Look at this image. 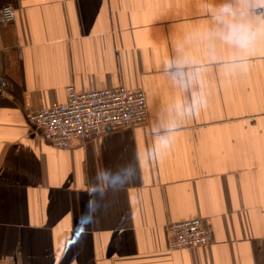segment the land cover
Listing matches in <instances>:
<instances>
[{
  "label": "crops",
  "instance_id": "obj_1",
  "mask_svg": "<svg viewBox=\"0 0 264 264\" xmlns=\"http://www.w3.org/2000/svg\"><path fill=\"white\" fill-rule=\"evenodd\" d=\"M71 86L148 122L52 147L25 115ZM0 264H264V0H0Z\"/></svg>",
  "mask_w": 264,
  "mask_h": 264
},
{
  "label": "built area",
  "instance_id": "obj_2",
  "mask_svg": "<svg viewBox=\"0 0 264 264\" xmlns=\"http://www.w3.org/2000/svg\"><path fill=\"white\" fill-rule=\"evenodd\" d=\"M4 23L15 19L10 5L1 8ZM26 119L50 146L66 150L73 141L85 142L110 130L127 129L148 122V107L142 89L122 86L89 92L67 88V100L26 112ZM168 248L204 246L213 241L211 228L200 219L169 223Z\"/></svg>",
  "mask_w": 264,
  "mask_h": 264
}]
</instances>
